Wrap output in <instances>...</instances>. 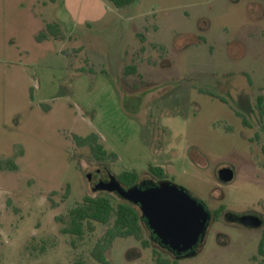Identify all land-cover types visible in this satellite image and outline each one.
<instances>
[{"label": "rangeland", "instance_id": "1", "mask_svg": "<svg viewBox=\"0 0 264 264\" xmlns=\"http://www.w3.org/2000/svg\"><path fill=\"white\" fill-rule=\"evenodd\" d=\"M130 63L137 73L125 76ZM90 132L113 162L74 143ZM148 164L209 209L264 219V0H0V264H100L90 252L107 225L77 239L61 221L101 193L87 173L102 165L145 180ZM207 225L202 246L175 260L148 230L146 246L118 237L105 255L264 264L262 227Z\"/></svg>", "mask_w": 264, "mask_h": 264}, {"label": "trees", "instance_id": "2", "mask_svg": "<svg viewBox=\"0 0 264 264\" xmlns=\"http://www.w3.org/2000/svg\"><path fill=\"white\" fill-rule=\"evenodd\" d=\"M115 7H125L134 0H108ZM50 26V25H49ZM137 67L134 63L125 66L124 75L136 74ZM210 96H216L212 92H205ZM217 97V96H216ZM257 106L263 110L262 97H257ZM72 138L78 147H86L97 163L105 161L113 162L116 154L104 147L100 136L96 132H90L85 136L73 134ZM6 167L11 166L8 161ZM2 167V166H1ZM147 171L157 179L167 178V174L162 167L148 164ZM119 182L124 186L135 184L140 177L136 170L124 169L116 174ZM224 206L220 205L216 209L218 217L219 210ZM61 231L74 238L81 239L86 233L94 230L95 223L107 225L104 233L95 241L91 249V256L100 264H115L109 261L105 255L106 250L110 247L115 238L133 237L140 241L144 246L148 240L144 238L147 230L145 222L141 217L140 210L132 203H129L111 194H98L95 196L84 195L80 202L71 207L64 219L61 221ZM259 250L264 255V237L259 243ZM154 264H168V262L158 253L152 250ZM80 264V262L78 263Z\"/></svg>", "mask_w": 264, "mask_h": 264}, {"label": "water", "instance_id": "3", "mask_svg": "<svg viewBox=\"0 0 264 264\" xmlns=\"http://www.w3.org/2000/svg\"><path fill=\"white\" fill-rule=\"evenodd\" d=\"M218 177L228 182L233 178V171L222 167ZM93 189L114 192L122 200L136 205L154 239L176 255L193 253L210 219L202 202L167 178L124 186L110 173L107 180H99ZM240 222L259 226L262 221L258 216L243 215Z\"/></svg>", "mask_w": 264, "mask_h": 264}, {"label": "flooded vegetation", "instance_id": "4", "mask_svg": "<svg viewBox=\"0 0 264 264\" xmlns=\"http://www.w3.org/2000/svg\"><path fill=\"white\" fill-rule=\"evenodd\" d=\"M109 174H110V171H108L106 168H105V166H103L102 167V165H100V167H97L95 170H94V172L93 173H87L86 174V176H87V178H88V180H89V184L91 185V187H93L99 180H107L108 179V177H109ZM116 176V175H115ZM117 177V176H116ZM152 178H149V179H145V180H138L136 183H140V182H142V181H146V182H150V181H153V182H155V181H157L158 179L157 178H155V177H153V176H151ZM118 179V178H117ZM96 181V182H95ZM94 190V189H93ZM95 191H100L101 193L100 194H111V193H114V192H108V191H106V190H95ZM116 194V193H115ZM206 207V206H205ZM218 208V206L216 207V208H214V209H209L208 207H206V209L209 211V213H210V219H209V221H208V224L211 222V220L212 219H214V220H217V219H224V220H229V221H231V222H235V223H237V224H239V225H241V226H246V227H249V228H260V227H262V230L264 231V219L262 218V216H260L258 213H256L255 211H247V212H243V213H235V212H232V211H230V210H228V209H226V208H223V209H221V210H219V213H218V217L216 216V209ZM139 209V208H138ZM243 215H254V216H258L260 219H261V224L259 225V226H248V225H244V224H242L241 222H240V217L241 216H243ZM146 225V224H145ZM147 227V226H146ZM207 228H208V225H207V227H206V229H205V232H204V234H203V236L200 238V240H199V242H198V244H197V246L194 248V251L196 250H198L199 249V247H201L202 246V244H203V242H204V236H205V233H206V230H207ZM147 230H148V232L150 233V238L156 243V245H158V248L159 249H162L163 251H165L166 253H168L169 255H171L172 257H173V259L175 260V259H177V258H181V257H183L184 255L183 254H181V255H176L175 253H173L171 250H169L168 248H166V247H164V246H162V245H160L159 243H158V241H156L155 239H154V237L152 236V234H151V232H150V230L147 228ZM262 231V232H263ZM263 236L261 235V238H262ZM261 238H260V240H259V242H258V248H257V252H258V254H260L261 255V252H260V250H259V243H260V241H261ZM154 251H155V253H158V254H162L161 252H160V250H158V249H153ZM162 256V255H161ZM252 260H256L255 259V257L253 256L252 257ZM259 264H262L261 262H259Z\"/></svg>", "mask_w": 264, "mask_h": 264}]
</instances>
